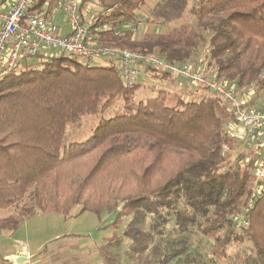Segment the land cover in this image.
Here are the masks:
<instances>
[{
  "label": "trees",
  "instance_id": "16d2710c",
  "mask_svg": "<svg viewBox=\"0 0 264 264\" xmlns=\"http://www.w3.org/2000/svg\"><path fill=\"white\" fill-rule=\"evenodd\" d=\"M59 1L34 0L27 14ZM196 1L192 14L198 37L209 43L208 66L219 82L250 94L253 111H263L264 0ZM93 3L112 11L113 20L133 21L145 0ZM103 35L105 46L152 52L131 32ZM158 54L189 64V52L171 42L161 43ZM44 64L0 79V210H16L0 219V232L37 213L69 215L80 205L82 212L131 217L128 256L144 264H221L202 252L195 229L212 248L220 246V257L231 242H248L252 254L239 264H264V196L250 206L254 163L240 157L224 168L231 130L221 97L179 109L162 90L135 105L140 84L126 86L114 66L88 67L64 54ZM117 98L125 102L122 114L101 121L87 141L67 145L70 125L80 128L83 116L106 111ZM242 217L249 225L238 229ZM122 242L100 249L104 264H125L117 251Z\"/></svg>",
  "mask_w": 264,
  "mask_h": 264
},
{
  "label": "rangeland",
  "instance_id": "374dc122",
  "mask_svg": "<svg viewBox=\"0 0 264 264\" xmlns=\"http://www.w3.org/2000/svg\"><path fill=\"white\" fill-rule=\"evenodd\" d=\"M93 1L95 0H87L84 7L87 17H92L97 12ZM89 5L92 8L90 11H88ZM197 5L196 0H145L137 12V16L142 17L144 26L138 29L134 39L138 45L145 47L146 50H152L151 53L155 55L158 54L161 43L165 42H171L178 48L185 49L190 55L188 60L190 65L196 66L201 62L206 64L205 79L207 80L212 76L213 68L208 66L209 43L198 37L201 31L192 14V10ZM66 22V14L60 13L56 24L66 28ZM10 48L11 43H7L3 59L8 56ZM61 55H63L62 52L55 48H44L40 57H24L20 54L15 71L20 73L27 69L42 70L44 62L49 61L51 57ZM74 60L79 62L77 59ZM109 66H114L120 72L118 60L111 63L95 61L92 64V67ZM137 81L140 87L132 97V103L135 105L154 98L162 90L167 92V104L179 109H182V104L199 102L213 96L212 93V96L207 95L210 92L205 90L197 91V95L190 92L188 86H185L184 82L175 75L163 79L160 73L144 72L137 78ZM263 98L264 92H261L258 104L262 103ZM222 103L225 104L224 100ZM124 108L123 99L117 98L112 107L106 111L96 116H83L80 128L69 126L67 145L87 141L101 121L122 114ZM225 108H221L220 112L225 127L231 130L225 151L224 168H227L237 158L249 156L251 150L242 137V127L236 123L234 115ZM15 212L14 208L0 210V219L14 215ZM131 219L128 216L117 217L106 211L100 215L93 212H82L80 205L75 206L69 215L37 213L24 219L15 231L0 232V262H3L5 255L29 252L39 256V259H43L44 262L94 264L98 259L99 249L111 240L123 239L122 247L117 249L122 254L121 261L125 264H144L143 261H137L128 256L130 241L124 238V233ZM195 230V238L199 239V244L203 247L202 252L207 254L209 259H214L221 264H239L242 259L252 254V247L248 242L237 244L231 242L226 248V257H220V246L212 248L213 242L207 241L201 230ZM98 256L100 257V254Z\"/></svg>",
  "mask_w": 264,
  "mask_h": 264
},
{
  "label": "built area",
  "instance_id": "2783aa9c",
  "mask_svg": "<svg viewBox=\"0 0 264 264\" xmlns=\"http://www.w3.org/2000/svg\"><path fill=\"white\" fill-rule=\"evenodd\" d=\"M33 3L34 0H14L10 7H0V79L15 70L20 54L37 57L44 48L58 49L88 67H92L95 61L111 63L118 60L121 78L129 87L137 84V78L144 72H156L168 77L175 75L188 86L190 92L206 90L224 100V106L242 127V137L251 150L244 162L254 163L256 168L255 194L250 206L263 198L264 110L253 111L249 107L252 100L250 94L222 84L213 73L206 80V64L202 62L198 66L170 63L159 54L119 50L103 44L105 32L112 31L115 36L127 32L135 35L144 26L140 16L133 21H117L111 19L112 11H97L94 16L87 17L84 0H60L51 8L46 5L40 13L28 15ZM91 9L89 5L88 11ZM60 13L66 14V28L56 24ZM7 43H11V48L3 59ZM235 224L238 229L249 225L245 217L236 219Z\"/></svg>",
  "mask_w": 264,
  "mask_h": 264
},
{
  "label": "crops",
  "instance_id": "0c3cea01",
  "mask_svg": "<svg viewBox=\"0 0 264 264\" xmlns=\"http://www.w3.org/2000/svg\"><path fill=\"white\" fill-rule=\"evenodd\" d=\"M13 3H14V0H0V7L8 8ZM197 94L198 93H196V95ZM207 95L212 96L211 93H207ZM98 255H99V252H98ZM98 255H97L98 259L96 262H94V264H104ZM20 259H22L21 262H18V260ZM0 264H68V263H54V262H49V261L44 262L43 259H39V256L37 255H32L29 252H21L19 255H5L3 262H0Z\"/></svg>",
  "mask_w": 264,
  "mask_h": 264
},
{
  "label": "water",
  "instance_id": "95a60500",
  "mask_svg": "<svg viewBox=\"0 0 264 264\" xmlns=\"http://www.w3.org/2000/svg\"><path fill=\"white\" fill-rule=\"evenodd\" d=\"M123 207H124V205H122L120 209H122ZM21 260H22V259L18 260V262H21Z\"/></svg>",
  "mask_w": 264,
  "mask_h": 264
}]
</instances>
